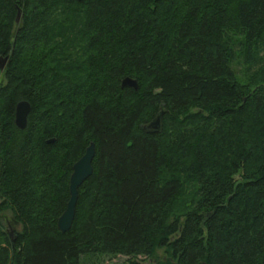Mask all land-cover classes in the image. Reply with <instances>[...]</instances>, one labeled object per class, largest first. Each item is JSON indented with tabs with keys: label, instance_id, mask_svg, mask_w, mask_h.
<instances>
[{
	"label": "trees",
	"instance_id": "1",
	"mask_svg": "<svg viewBox=\"0 0 264 264\" xmlns=\"http://www.w3.org/2000/svg\"><path fill=\"white\" fill-rule=\"evenodd\" d=\"M5 54L0 264H264V0H0Z\"/></svg>",
	"mask_w": 264,
	"mask_h": 264
},
{
	"label": "water",
	"instance_id": "2",
	"mask_svg": "<svg viewBox=\"0 0 264 264\" xmlns=\"http://www.w3.org/2000/svg\"><path fill=\"white\" fill-rule=\"evenodd\" d=\"M19 10H17L16 19L18 18ZM7 54L0 56V70L3 68ZM121 85L137 87V82L134 77L125 75L120 80ZM29 110V103L24 99L16 101L14 106L13 121L17 127H23L26 122V115ZM161 110H158L154 116L149 119L143 126L146 131H157L161 127ZM51 140V139H48ZM94 153L93 143L90 141L84 148L82 154L73 161L71 171L68 176V198L65 206L56 218V226L60 231H65L69 228L73 215L74 205L76 201V193L78 185L91 173V159Z\"/></svg>",
	"mask_w": 264,
	"mask_h": 264
},
{
	"label": "rangeland",
	"instance_id": "3",
	"mask_svg": "<svg viewBox=\"0 0 264 264\" xmlns=\"http://www.w3.org/2000/svg\"><path fill=\"white\" fill-rule=\"evenodd\" d=\"M239 68V65L236 67ZM4 82L2 69L0 70V84ZM0 221L3 227L12 233L13 230L17 228V224L13 221L12 216L9 210H4L0 212ZM156 255L160 258L164 257V252L162 248L156 249ZM127 256L122 254H114V255H101L99 257L89 258L88 256H84L81 259L82 264H127ZM137 259L141 264H147L148 259L142 258L141 256H137Z\"/></svg>",
	"mask_w": 264,
	"mask_h": 264
},
{
	"label": "flooded vegetation",
	"instance_id": "4",
	"mask_svg": "<svg viewBox=\"0 0 264 264\" xmlns=\"http://www.w3.org/2000/svg\"><path fill=\"white\" fill-rule=\"evenodd\" d=\"M10 233V232H9Z\"/></svg>",
	"mask_w": 264,
	"mask_h": 264
}]
</instances>
